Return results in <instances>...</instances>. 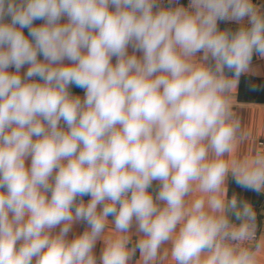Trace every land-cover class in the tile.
Here are the masks:
<instances>
[{"label":"clouds","instance_id":"obj_1","mask_svg":"<svg viewBox=\"0 0 264 264\" xmlns=\"http://www.w3.org/2000/svg\"><path fill=\"white\" fill-rule=\"evenodd\" d=\"M254 57L255 0H0V264H258Z\"/></svg>","mask_w":264,"mask_h":264},{"label":"crops","instance_id":"obj_2","mask_svg":"<svg viewBox=\"0 0 264 264\" xmlns=\"http://www.w3.org/2000/svg\"><path fill=\"white\" fill-rule=\"evenodd\" d=\"M256 2L258 5H264V0H256ZM221 27L235 26L221 24ZM129 51L131 52V49ZM253 64L257 74L241 77L238 87L234 88L232 93L233 111L241 121L242 130L245 133V138L237 142L233 153L234 157L240 159L251 157L255 152H261L258 142L264 141V59L254 57ZM71 91L74 95L83 97L82 89L73 86ZM226 159H230V157H226ZM233 193L253 205L257 213V224L261 231L260 240L264 241V193L258 194L243 190L230 180L228 195L231 196ZM82 229L83 224H77L74 226L73 233L82 232ZM112 234V224L109 222L106 236ZM101 247L102 242H98L95 249L97 257H99ZM168 247L165 246L166 249ZM257 256L258 264H264V246ZM164 264H170V259L166 260Z\"/></svg>","mask_w":264,"mask_h":264},{"label":"built area","instance_id":"obj_3","mask_svg":"<svg viewBox=\"0 0 264 264\" xmlns=\"http://www.w3.org/2000/svg\"><path fill=\"white\" fill-rule=\"evenodd\" d=\"M187 2H188V0H180V3H182V4H184V5H187ZM255 3H257L256 0H255ZM232 26H235V25H232ZM258 146L260 147V149H261L262 151H264V141H260V142H258ZM84 199H85V201H87V200L89 199V197H84ZM84 227H85V225H83V229H82V231L84 230ZM260 236H261V231H260V228L258 227L257 238H258L259 240H260Z\"/></svg>","mask_w":264,"mask_h":264}]
</instances>
